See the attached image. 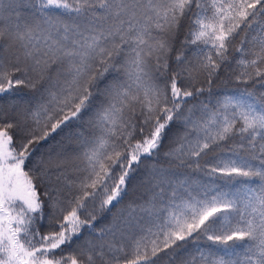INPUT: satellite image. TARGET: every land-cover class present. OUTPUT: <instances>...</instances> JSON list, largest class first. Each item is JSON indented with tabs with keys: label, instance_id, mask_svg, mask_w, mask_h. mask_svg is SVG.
I'll use <instances>...</instances> for the list:
<instances>
[{
	"label": "snow or ice",
	"instance_id": "snow-or-ice-1",
	"mask_svg": "<svg viewBox=\"0 0 264 264\" xmlns=\"http://www.w3.org/2000/svg\"><path fill=\"white\" fill-rule=\"evenodd\" d=\"M161 261L264 264V0H0V264Z\"/></svg>",
	"mask_w": 264,
	"mask_h": 264
},
{
	"label": "trees",
	"instance_id": "trees-1",
	"mask_svg": "<svg viewBox=\"0 0 264 264\" xmlns=\"http://www.w3.org/2000/svg\"><path fill=\"white\" fill-rule=\"evenodd\" d=\"M186 30H187V25L185 24V26L181 29L180 39H183ZM239 42H240V37L238 36L235 40V43L238 45ZM231 54L232 53L230 50V55ZM228 71L231 72V69H229ZM235 74L236 73L226 75L225 71L223 69L221 70L220 78L217 81H215V87H214L215 96H219L222 98L224 95L234 94L237 89L243 88L245 86L247 87L252 86L251 82H249L247 85L237 82L234 79ZM33 96H35V93L32 90L21 86L19 89L16 90V94L14 96L13 95L5 96L4 100L8 101L13 98L15 99L23 98L25 100H28L32 98ZM200 99L206 100V97L202 96L200 97ZM213 102H214V99H213ZM78 130L79 129L77 125L75 124L70 125L69 128H66L63 132H60L59 135H56L54 136V138L50 139L48 143L43 144L37 151L36 157H39L41 154H46L50 148L54 149L55 151H59L60 149L57 148L56 146L60 144L65 152V156H66L65 164L67 166L69 178H71L72 173L78 163L75 157L79 149L77 147L75 139L69 141L67 139V135L69 132H76ZM182 131H183L182 128L178 127L177 125H173L171 132H169L168 134V138L165 139L161 149L159 150L158 157L153 160L145 162L148 164L158 163L161 167L165 169H170L172 172L176 173L177 176H179V179L181 180H183L185 176L191 173L192 170L184 168V167H179L176 162L166 159L164 157V153L169 151L170 147H175V144L172 143L171 138L173 137L174 134L178 132H182ZM28 166L29 165H26V168ZM180 174H184V175H180ZM142 175H143L142 171L137 173L136 179L133 181L132 186H130L129 188L128 195L124 196L121 203L112 209V213L105 212L97 217V220L94 222L97 230L109 224V222L111 221L112 215L115 214L118 209H124L130 203H142L151 198L152 193L148 191L147 189H145L144 187L140 186L139 184L140 176ZM201 175L202 174L198 172L194 173L193 179H198L200 178ZM88 231L89 230H85L84 234L87 235ZM161 264H164V262L161 261ZM177 264H179V262H177Z\"/></svg>",
	"mask_w": 264,
	"mask_h": 264
}]
</instances>
